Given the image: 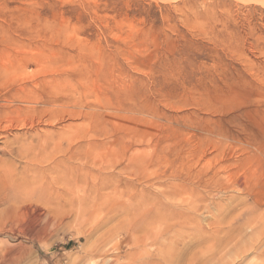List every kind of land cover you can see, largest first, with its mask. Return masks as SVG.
Returning <instances> with one entry per match:
<instances>
[{
    "label": "rangeland",
    "instance_id": "1",
    "mask_svg": "<svg viewBox=\"0 0 264 264\" xmlns=\"http://www.w3.org/2000/svg\"><path fill=\"white\" fill-rule=\"evenodd\" d=\"M35 126L90 145L0 264H264V0H0V174Z\"/></svg>",
    "mask_w": 264,
    "mask_h": 264
},
{
    "label": "bare ground",
    "instance_id": "2",
    "mask_svg": "<svg viewBox=\"0 0 264 264\" xmlns=\"http://www.w3.org/2000/svg\"><path fill=\"white\" fill-rule=\"evenodd\" d=\"M50 99L43 100V104L56 103L54 99L53 101ZM70 125L72 126V124ZM31 126H33V124ZM32 129V136L29 139H19V137L16 136L15 142H13L14 145L11 143L7 150L8 153L15 154L19 158H24L27 162L25 166L27 173L20 178L17 177L15 173L8 170L3 171L2 174H0V178H2L6 186H9L12 190V194L7 195L8 198L13 197L18 201L25 199L28 200L27 198H32L35 196L37 198H46L51 194L58 195L61 193H67L69 196L74 198L77 192L76 180L79 150L82 146H89L90 141L83 144L82 142H78L79 140L77 141L76 139L77 136L75 138V135L72 131L71 133H65L62 130H43V132L39 133L40 131H37L39 130L38 127L35 126ZM73 130L76 131V129ZM5 169L7 168L5 167ZM138 180H140V178ZM97 188L98 187H96V190ZM8 209L9 208H7L5 211ZM11 212V209L10 211L6 212L4 220L2 219L4 224L6 223V219L9 218ZM152 263L154 262L152 261Z\"/></svg>",
    "mask_w": 264,
    "mask_h": 264
}]
</instances>
